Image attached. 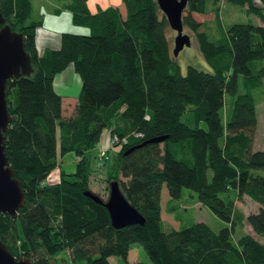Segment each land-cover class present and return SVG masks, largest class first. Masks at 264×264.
Segmentation results:
<instances>
[{"label": "trees", "instance_id": "trees-1", "mask_svg": "<svg viewBox=\"0 0 264 264\" xmlns=\"http://www.w3.org/2000/svg\"><path fill=\"white\" fill-rule=\"evenodd\" d=\"M122 2L123 12L113 3L92 10L86 0H62L53 12L65 8L86 28L62 29L57 46L38 50L35 28L42 17L31 16V0H0L4 22L22 32L31 61L28 73L5 83L11 115L5 152L25 201L15 215L0 210V238L33 264H114L110 254L124 264H264V147H251L256 97L264 89V0H187L183 24L210 67L188 63L184 70L172 55L171 27L157 1ZM229 5L257 20L228 17ZM192 11L211 15L197 18ZM70 61L80 86L64 112L53 77ZM240 73L244 89L238 91ZM187 109L191 121L183 118ZM103 128L121 141L112 158L109 149H96ZM154 135L163 136L141 142ZM66 150L74 152V167L45 178ZM95 167L103 169L105 187L118 180L143 222H110L105 204L83 191L103 197L89 184ZM163 183L170 197L187 186L185 197L191 194L227 224L213 229L191 218L166 227ZM243 194L256 209L245 212L236 203ZM244 221L254 233L233 237ZM135 240L151 262L127 259Z\"/></svg>", "mask_w": 264, "mask_h": 264}, {"label": "rangeland", "instance_id": "rangeland-1", "mask_svg": "<svg viewBox=\"0 0 264 264\" xmlns=\"http://www.w3.org/2000/svg\"><path fill=\"white\" fill-rule=\"evenodd\" d=\"M95 1H102V4L107 3V0H86L87 4L90 6L91 9H95L96 3ZM32 2V10H31V16L36 17L37 15L41 14L42 22L38 25H41L42 27H45L46 29L50 28L52 30H60V29H70L65 27H74L76 25V28L78 29L81 27H85L83 24H78L75 21L72 20L71 12L69 10H66L64 8H61L60 12L54 13L53 7L55 5H60L62 0H31ZM223 4L224 0H222ZM116 3H119L120 8L122 9V12L124 11L125 7L122 2V0H118ZM104 6V5H102ZM193 15L197 18L207 17L211 15V11L209 12H198V11H192ZM238 14L237 19L238 20H252L256 21L257 17L255 15L244 13L243 11L234 6L229 5L228 8V17L232 18L235 17ZM37 25V26H38ZM51 30V31H52ZM183 30L189 31L188 27L183 24ZM175 33V30L173 28H170L168 31V41L170 44V49L172 52V55L180 65L181 70H184L186 65L188 63L195 64L198 67L207 68L210 67L208 62L203 58V56L200 54V51L198 50V47L196 46V40L193 34L190 35V42L188 44H184L177 53H173L172 47H173V34ZM60 40V38H59ZM49 44H57V43H49ZM68 65H72V62L70 61ZM65 66L63 69H66ZM73 68V65H72ZM62 71V70H59ZM57 72V71H56ZM55 72V73H56ZM77 73V72H76ZM55 75V74H54ZM65 75L61 74V76ZM56 77V76H54ZM53 81L56 82L53 87L56 88H64L66 89L67 84L65 83L62 86V82L59 79L57 80L58 76ZM71 81V80H69ZM264 82V77H263ZM62 86V87H61ZM80 86V83H79ZM15 86L12 85L10 89V97L12 99H15ZM68 88L75 89L74 83L71 81ZM79 88V87H78ZM244 85L242 82V74H238V84H237V90H243ZM76 90V89H75ZM264 90V89H263ZM261 90L260 93H258L257 101H256V113H257V121L255 125V129L253 131V138L251 147L252 148H263L264 147V91ZM67 96L62 97V108L64 112H67L70 108L72 103L74 102V99L72 97H68L69 94H66ZM183 118L191 121L192 119V112L190 109H187L184 112ZM201 124H204V121H200ZM121 141L113 140V137L110 138L108 135V129L103 128L100 136H99V143L96 146V149L98 151L104 150V148L109 149L108 152V158H112V152L115 151ZM112 151V152H111ZM59 165L54 166L50 169L48 174L45 178L52 179L56 175H58L59 167H62L66 170H70L74 167V152L72 150H66L62 154L59 155ZM94 165H97L96 162H94ZM104 171L101 170V167L94 168L92 172L90 173V187L95 188L103 197H105L108 193V188L105 187V180L103 178ZM123 177V176H122ZM191 191L190 188L187 186L182 187V195L178 197H170L167 187L165 183L162 184L161 187V194H160V200H161V216L164 220V225L168 227L167 225H174L178 226L179 224H184L188 222L191 218L193 219H202L206 221L213 229H217L220 226L227 224V221L222 219L220 216L216 214L206 204L200 203L197 200H194V197L191 194H188V197H185V193ZM193 191V190H192ZM166 198H169V202L166 203ZM236 203L245 211L256 209L258 206V203L250 198L248 195L243 194L240 199H236ZM169 205L173 206V209L169 208ZM179 214V216L177 215ZM250 230V232L254 233L250 227V225L244 221L241 224L236 225L235 230L232 233L233 237H236L238 234H240L242 231ZM261 237V236H260ZM66 254V249L60 251V254ZM109 259L114 264H124V261L122 258L115 254H110ZM127 259L133 260V259H141L146 262H151V259L148 255V253L145 251V249L142 247V245L138 241H132L130 243V246L128 248L127 252Z\"/></svg>", "mask_w": 264, "mask_h": 264}, {"label": "water", "instance_id": "water-1", "mask_svg": "<svg viewBox=\"0 0 264 264\" xmlns=\"http://www.w3.org/2000/svg\"><path fill=\"white\" fill-rule=\"evenodd\" d=\"M156 1L167 18L169 26L175 30L172 51L177 53L184 44L190 42V35L183 30L182 21L183 7L187 0ZM0 22H2L0 24V210H7L15 215L17 208L25 201V194L5 152L3 131L11 118L6 105L5 83L8 76L28 73L31 69V61L30 55L23 45L22 32L12 29L7 22H4L1 11ZM162 136L154 135L141 142L159 139ZM133 146L134 144L130 145L126 150H130ZM83 191L105 204L110 222L114 226L144 221V215L127 200L116 178H111L108 181V193L105 197H101L89 188H85ZM0 264H33V262L26 254L15 255L12 253L0 238Z\"/></svg>", "mask_w": 264, "mask_h": 264}, {"label": "crops", "instance_id": "crops-1", "mask_svg": "<svg viewBox=\"0 0 264 264\" xmlns=\"http://www.w3.org/2000/svg\"><path fill=\"white\" fill-rule=\"evenodd\" d=\"M117 1L118 0H107L108 3H113V4H118L119 5V3H116ZM95 3L96 4H100V5H106L107 4V3L102 4V1H95ZM89 8H90V6H89ZM95 8H96V6H95ZM65 28H73V27H65ZM51 30L52 29H50V28L46 29L45 27H42L41 25L36 26V28H35V43H36V46H37L38 50H41L44 47V45L57 46L59 44V42H60V40H59L60 31L62 29H60V30H52V31ZM49 43H57V44H49ZM61 70L62 71L58 70L55 73L54 76H56V77L58 76L57 80L59 79L60 81H63L62 82V86L66 83L67 87H66V89H64V88H56V90L59 91L62 94V97H65V96H67L66 94L70 93L71 95H68V97L69 96L72 97L74 99V101H75L76 95H77V92H78V89H79L78 88L79 87V83H80L79 75L76 73V71H74V69L72 68V65H68L66 67V69H61ZM64 73H65V75L61 76V74H64ZM56 77H54V80H55ZM69 80H71L74 83V87H75L76 90L68 88V86L70 85V82H71ZM55 84H56V82H54V85Z\"/></svg>", "mask_w": 264, "mask_h": 264}, {"label": "built area", "instance_id": "built-area-1", "mask_svg": "<svg viewBox=\"0 0 264 264\" xmlns=\"http://www.w3.org/2000/svg\"><path fill=\"white\" fill-rule=\"evenodd\" d=\"M112 137H113V140L116 141L117 137L115 136V134H113V135L111 134L110 138H112Z\"/></svg>", "mask_w": 264, "mask_h": 264}]
</instances>
